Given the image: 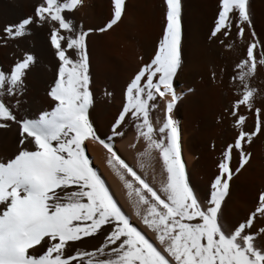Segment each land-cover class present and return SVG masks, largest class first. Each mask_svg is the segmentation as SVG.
I'll list each match as a JSON object with an SVG mask.
<instances>
[{
    "label": "snow or ice",
    "instance_id": "snow-or-ice-1",
    "mask_svg": "<svg viewBox=\"0 0 264 264\" xmlns=\"http://www.w3.org/2000/svg\"><path fill=\"white\" fill-rule=\"evenodd\" d=\"M78 3L79 0H43L35 8V21L28 17L4 29L8 36L19 37L31 23L39 24L46 19L57 22L59 29H52L50 44L59 65L54 85L47 93L53 102L50 111L17 120L0 101V121L17 123L19 130L18 152L13 158L0 161V264H72L73 261L76 264H264V250L258 249L254 237L244 232L252 224L254 214L249 215L246 224L240 223L229 232L221 226L218 216L232 175L228 167L229 150L234 147L240 152L242 167L246 160L242 142L250 141L261 130L259 119L253 131H239L234 144L228 145L219 165L220 174L211 182L206 200L201 201L186 180L178 129L169 116L177 101L173 77L181 63L180 0H163L165 24L155 56L127 85L122 110L105 139L95 133L88 118L92 99L85 51L87 32L74 29L71 21L61 15ZM112 3V18L100 31L110 28L121 16L123 0ZM233 21L237 36H242L244 22L249 21L246 0H219L212 35L217 32L228 35L221 30L228 29ZM60 30L69 35L61 34ZM252 39H256L254 32ZM256 47V43H250L246 60L242 59L236 66L240 71L235 78L241 81L244 90L230 111L238 129L245 121L238 108L252 106L254 90L247 86L245 78L254 72ZM68 50L74 52L76 59L66 55ZM32 61L33 57L26 55L11 67L10 73L0 72V90L9 96L19 94L25 70ZM156 97L165 102L163 123L154 130L149 111L156 108ZM128 123L145 144L143 152L138 154L140 167L145 166L153 151L158 153L163 175L158 190L113 149V138L122 137L121 129ZM7 126L0 123V128ZM155 131L161 134L159 139ZM88 139L107 150L110 167L118 166L115 170L129 198L135 197L132 201L135 214L140 217L143 208L141 223L154 233L167 256L130 223L90 166L82 147ZM120 170L131 179L125 180ZM256 212L264 214V192L259 196ZM98 234L103 236V242L93 251L77 248L74 254H66V245L73 246L67 242Z\"/></svg>",
    "mask_w": 264,
    "mask_h": 264
},
{
    "label": "bare ground",
    "instance_id": "bare-ground-1",
    "mask_svg": "<svg viewBox=\"0 0 264 264\" xmlns=\"http://www.w3.org/2000/svg\"><path fill=\"white\" fill-rule=\"evenodd\" d=\"M10 1L0 0V72L10 73L11 67L26 55H31L33 61L25 70L19 94L9 96L0 90V101L11 109L17 120L34 118L41 112L50 111L53 104L47 93L54 85L59 62L51 48L50 34L53 28L59 29V25L46 19L39 23L42 26L31 23L26 26L24 35L10 37L4 29L28 17L35 21L34 6L40 0H15L17 6ZM180 4L181 63L173 77L177 101L169 116L178 129L186 180L200 200H206L211 191V182L220 174L219 165L223 162L228 145L234 144L239 131H253L259 119L261 130L250 141L242 142L246 157L242 167L240 152L234 147L229 150L228 167L232 175L218 216L221 226L229 232L240 223L246 224L249 215L254 214L252 224L244 232L254 237L253 243L258 249L264 250V214L256 212L259 196L264 192V63L261 62L264 61V0H246L249 21L244 22L242 36H237L234 21L228 29L221 30L227 31L228 35L220 32L212 35L218 18L219 0H180ZM113 11L112 0H79L73 10L61 13L71 21L74 29L87 32L85 51L92 99L88 118L101 139L110 134L111 125L122 110L127 85L140 68L150 64L155 56L165 24L163 0H123L119 20L110 28L100 31L111 20ZM253 32L255 41L252 39ZM60 33L69 35L63 30ZM250 43L258 45L254 48V72L245 78L247 86L254 90L252 106L238 108V113L245 117L242 127L238 129L235 126L236 118L230 111L244 90V85L235 78L240 71L236 66L242 59L246 60V49ZM68 54L76 59L72 50H68ZM169 99L165 97V100ZM164 102L156 97L157 106L149 111V121L154 130L163 123ZM256 109H259V113ZM0 123L8 125L0 128V161H7L18 152V124L11 121ZM121 131L124 133L122 137L113 138L114 151L158 190L163 179L158 153L153 151L151 158L141 168L138 154L145 148L143 139L137 138L136 129L131 123ZM160 135L155 131L157 139ZM82 147L90 166L101 177L130 223L167 256L156 242L154 233L141 223L143 208L140 217L135 214L132 202L135 197L129 198L128 190L115 170L118 166H109L107 150L92 139L86 140ZM120 172L125 180L131 179L123 170ZM102 242L103 236L99 234L82 237L80 241H69L67 244L73 246L67 248L66 245V254H74L77 248L93 251Z\"/></svg>",
    "mask_w": 264,
    "mask_h": 264
},
{
    "label": "rangeland",
    "instance_id": "rangeland-1",
    "mask_svg": "<svg viewBox=\"0 0 264 264\" xmlns=\"http://www.w3.org/2000/svg\"><path fill=\"white\" fill-rule=\"evenodd\" d=\"M9 1H10V0H9ZM40 2H41V3H40ZM40 2H39V4H38V5H41V4H42V2H43V0H42V1L40 0ZM10 3H11V4H13V5H15V6H17V4H16L15 0H14V1H13V0H11V1H10ZM0 5H1V3H0ZM38 5H35L34 7L36 8ZM35 8H34V9H35ZM64 18L67 20V18H66V17H64ZM48 21H50V20H48ZM51 23H53L54 25H56V24H57V22H55V21H51ZM38 25H41V26H42L43 24H38Z\"/></svg>",
    "mask_w": 264,
    "mask_h": 264
}]
</instances>
